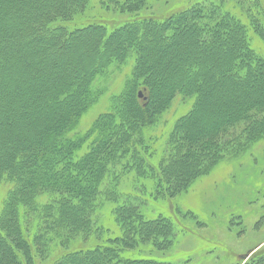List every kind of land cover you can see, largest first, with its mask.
Returning a JSON list of instances; mask_svg holds the SVG:
<instances>
[{"label": "trees", "instance_id": "1", "mask_svg": "<svg viewBox=\"0 0 264 264\" xmlns=\"http://www.w3.org/2000/svg\"><path fill=\"white\" fill-rule=\"evenodd\" d=\"M30 1L0 0V264H35L51 244L64 250L47 264H187L141 253L172 249L180 231L162 207L163 213L152 212V201L178 196L221 160L247 154L264 139V77L249 90L221 89L217 70L202 65L222 61L208 54L209 43L231 28L238 33L227 39L246 52L235 64L236 84L247 86L253 77L246 60L264 72V51L254 42L257 35L264 46V4L256 0L246 9V21L232 7L204 0L163 20L130 21L109 31L97 23L70 24L88 0ZM114 1L127 12L146 4ZM173 26L180 35L168 45L164 38ZM144 33L150 42H141ZM93 40L100 50L108 40L105 50L90 53L97 48L88 46L82 56V46ZM156 46L159 56L150 58ZM195 52L198 66L192 62L179 74L175 59ZM234 53L223 60L234 62ZM79 55L82 63L70 76L67 62ZM129 60L131 73L109 108L80 130L103 93L98 80ZM211 72L221 91L206 86ZM222 91L234 98L213 118ZM177 96L192 103L173 121L156 161L149 138ZM255 249L240 261L264 264V252Z\"/></svg>", "mask_w": 264, "mask_h": 264}, {"label": "rangeland", "instance_id": "2", "mask_svg": "<svg viewBox=\"0 0 264 264\" xmlns=\"http://www.w3.org/2000/svg\"><path fill=\"white\" fill-rule=\"evenodd\" d=\"M38 1L41 0H35V3ZM55 1L52 0V3ZM205 1L206 3L208 1L216 4L222 3L224 8L231 9L232 7V13L241 16L246 21L247 17L250 19V13L246 9H250L251 6L254 7L257 2L256 0ZM30 2L32 4L33 0ZM198 2H204V0H146L145 6L140 10L127 12L119 10L117 8L118 4L114 0H88L86 8L78 12L70 24L97 23L105 25L110 31L130 21L142 19L163 20L171 14L184 10ZM261 2L264 4V0H261ZM29 6L31 5L29 4ZM33 11V7L28 11L29 17H31L30 14ZM203 18L205 19V16L197 19L198 22L203 21ZM243 32L242 27L240 35L250 47L252 41ZM23 34L26 33L22 32L20 35L24 36ZM254 42L258 45V49L263 52L264 46L257 35L254 36ZM100 44L93 40L89 45H83L81 50L83 49L85 54L82 56L88 55L86 53L89 50V48L87 49L88 46L99 49L102 47ZM157 46L160 48L162 44L159 43ZM157 46L150 58L159 54ZM82 56L79 55L77 59L71 57L67 62L66 71L70 76L75 73L74 68L82 63ZM235 56L234 53L233 58ZM213 57V59H219L217 54ZM199 58L195 52L189 55L184 54L180 60L175 59L177 72L181 75L184 74V68L190 67L192 62H194L193 67H197ZM91 59L93 60L92 57ZM222 61L226 64L232 63L231 58L222 59ZM242 65L244 66V64H238V67L243 68ZM131 68V60L124 65H113V69L98 80L97 88L101 87L103 93L100 95L99 101L82 117L80 130L88 126L99 113L109 108L111 101L123 87L128 74L131 73ZM188 71L192 75L197 74V72ZM214 74L216 72H211L208 76L206 86L209 88H211L210 86L217 87ZM161 82H165L164 85L171 83V78L163 79ZM237 84L240 85V88L238 87L240 90L245 88L240 82ZM222 92L224 93H219L213 103L219 104L218 111L213 114V118L221 112V104L234 98L233 91V93L231 91ZM191 103L192 99H182L177 96L168 110L160 115L159 123L153 128V135H156V137L149 138V145L154 152L152 157L156 161L163 157V150L166 148V136L173 121L185 112ZM207 112L208 110H205V113ZM209 113L212 114L213 112L210 111ZM252 149L249 153L239 157L221 160L208 174L195 180L187 191L178 196L152 201L154 202L152 212H162L160 209L162 207L166 213L173 216L180 231L177 234V242L172 249L166 252L144 249L141 250V253L166 261L184 262L187 260L189 261L187 264H243L240 259L246 253L251 254L252 249L256 248L257 244L260 243L255 250L264 252V139L254 145ZM136 204L140 205L139 203ZM231 216L234 217L231 218ZM51 245L53 249L47 254L48 256L41 260L34 258L35 264H47L60 256L64 249L54 246V244Z\"/></svg>", "mask_w": 264, "mask_h": 264}, {"label": "bare ground", "instance_id": "3", "mask_svg": "<svg viewBox=\"0 0 264 264\" xmlns=\"http://www.w3.org/2000/svg\"><path fill=\"white\" fill-rule=\"evenodd\" d=\"M220 30L219 27H216L214 29V32H218ZM226 33L229 37L236 35L238 32L236 30H232L231 28H228L226 30ZM180 35V31L176 26L172 27V33L170 36L164 38V40L166 41V43L168 45H172L177 38ZM227 35L226 36H222V35H217L216 37H212V40L210 41L209 45L210 48L209 50L210 53H208L209 55L211 53H215L217 54V56H220L221 58L224 59V57L230 55L233 52H237V57H235L236 59L234 60V62H232V64L228 65V64H222V66H219L217 61L214 64H202L203 66L213 69V70H217L218 75L222 78L223 81L220 82L219 87L221 89H226V88H231L233 90L238 89V87L240 88V85L236 84V78H234V72L236 71L235 69V64L239 61V60H243L246 52L243 49L242 43H237L236 45H234L233 43H231L228 39H227ZM145 33L143 34L142 38H141V42H143L144 40L150 42L149 39H144ZM108 40H106L105 42V46ZM102 50H97L94 48H91L90 52L92 53H98L99 51H104L105 47ZM239 56V57H238ZM220 58V59H221ZM221 61V60H220ZM220 61H218L219 63H221ZM246 64V68L247 71H249V73H251L253 75V77L251 78V80L249 81V83H247V86L244 84L243 86H246L245 89L249 90L252 87L251 86H255L257 84V80L261 79L262 77H264V72L263 69H261L260 67H257L256 64L249 62V60H246L245 62ZM230 79H233V82L230 81Z\"/></svg>", "mask_w": 264, "mask_h": 264}, {"label": "water", "instance_id": "4", "mask_svg": "<svg viewBox=\"0 0 264 264\" xmlns=\"http://www.w3.org/2000/svg\"><path fill=\"white\" fill-rule=\"evenodd\" d=\"M139 96H142V93L141 92H139ZM255 249V248H254ZM249 256V253H246V254H244L243 255V258H246V257H248Z\"/></svg>", "mask_w": 264, "mask_h": 264}]
</instances>
